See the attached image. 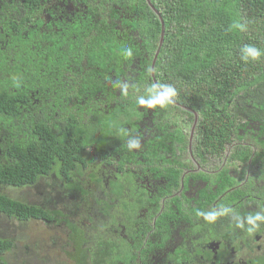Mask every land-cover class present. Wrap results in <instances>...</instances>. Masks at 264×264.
Segmentation results:
<instances>
[{
	"label": "flooded vegetation",
	"instance_id": "1",
	"mask_svg": "<svg viewBox=\"0 0 264 264\" xmlns=\"http://www.w3.org/2000/svg\"><path fill=\"white\" fill-rule=\"evenodd\" d=\"M92 2L89 10L88 0H31L28 5L0 0V14L23 19L24 27L34 29L38 61L48 59L44 41L63 43L67 24L90 21L69 48H54L62 49L54 54H65L63 66L77 69L68 78L53 72V80H66L72 92L74 125L87 124L93 114L108 121L118 109L126 112L124 128L112 125L97 141L88 137V162L72 177L50 168L35 184L19 188V195L51 213L34 218L38 226L32 236L44 237L34 241L39 242L35 253L43 254L49 236L62 259L48 258L46 264H264V221L252 231L247 222L250 215H264V75L226 101L236 132L208 150L198 143L199 110L180 102L185 98L171 96V102L149 106L172 88L157 83L154 57L160 49L152 54L148 46L151 18L144 11L135 15L121 0ZM111 31L116 44L124 45L122 54L100 66L94 52L105 55L108 49L90 46L89 36L102 40ZM38 91L31 90L30 108L42 103L45 94ZM56 95L54 90L48 100ZM61 101L66 104L64 97ZM6 138L0 131L1 161L11 160ZM7 193L15 194V188ZM209 212L223 214L213 222L199 215Z\"/></svg>",
	"mask_w": 264,
	"mask_h": 264
},
{
	"label": "trees",
	"instance_id": "2",
	"mask_svg": "<svg viewBox=\"0 0 264 264\" xmlns=\"http://www.w3.org/2000/svg\"><path fill=\"white\" fill-rule=\"evenodd\" d=\"M30 2L26 0L27 5ZM121 2L135 15L144 11L151 18L153 28L147 31L148 46L152 54L160 49L155 62L160 79L157 83L159 86L170 84L176 92L172 97L185 98L180 102L199 110L198 143L215 151L218 144L236 132V120L231 117L229 109L232 111V108L226 101L264 75V55L256 61L241 59L245 45L264 52V0H150L164 25L160 47L161 24L146 0ZM23 21L0 14V131L6 134L12 153L11 160H0V186L31 185L36 174L50 168L66 174V178L72 177L88 162V141L83 139L81 125H74L77 110L69 105L72 92L66 88V80H53V72H62L66 78L77 72L75 66H63L60 57L65 54H54L62 50L54 48H69L72 37L82 36L81 31L91 25L90 21L82 19V25L79 21L67 24L69 29L65 31L63 43L44 41L43 50L48 59L41 61L36 56L38 49L35 48L39 44L33 35L34 29L24 27ZM116 42L113 31L109 37L103 34L102 40L89 36V45L93 48L111 49ZM77 78L84 81L85 77ZM35 87L39 89L38 94H45L38 109L30 108L33 106L31 90ZM89 89L94 90L95 86L89 85ZM54 90L57 95L50 101L48 98ZM62 97L66 104L61 101ZM160 97L163 98L161 94ZM89 106L88 113L93 114L96 110L92 111V105ZM55 116L66 122L54 119ZM97 119L94 114L88 119V128H84L87 136L91 135L90 128ZM64 123L67 125L61 127ZM178 143H183L180 136ZM0 213L16 214L24 219L50 218L51 214L37 205L12 199L1 190ZM13 247V239L0 236V264H10L6 254Z\"/></svg>",
	"mask_w": 264,
	"mask_h": 264
},
{
	"label": "rangeland",
	"instance_id": "3",
	"mask_svg": "<svg viewBox=\"0 0 264 264\" xmlns=\"http://www.w3.org/2000/svg\"><path fill=\"white\" fill-rule=\"evenodd\" d=\"M90 2H92V0H88L89 10H90V5H89ZM123 47L124 45L122 44L113 45L111 49H108V54L101 55L98 51H96L94 52V57L100 60L99 63L100 66L103 65V62L112 63L118 58L120 54H122ZM96 49H101V48H96ZM121 109H118L120 113L118 111L117 113L115 112L114 118L112 120L106 121L107 118L97 115L99 119H97L95 124L90 128V132L93 136L95 135V132H97L98 135L94 136V138H91L90 140L97 141L99 137H102L104 139L103 137L104 134L112 130V128H110L112 127V125L115 126L117 129L124 128L123 126L125 125V123H127V121L125 120L126 112L122 113ZM127 110H128V105H127ZM129 110L130 113L134 111V109L131 106L129 107ZM78 120L79 119H77V122H79ZM81 127L83 131V137H84L83 139L88 140L89 136H87V134L84 133V130H86L84 128L85 127L88 128L87 124L84 123V125H82ZM5 190L9 191V189L7 188ZM20 191L24 192V190H20ZM16 193L19 194V189H16ZM19 198L20 200H24L26 196L19 195ZM33 228L35 227H33L32 223L28 222L27 227L22 226L19 229V221L16 224H14L4 214L0 213V236L11 238L13 239L14 242L13 249L6 254V259L10 262V264H46L45 260L48 258L51 259L53 257H57L58 259H62L61 258L62 255L57 252V249L56 250L53 249V244L51 243V239L49 236L45 238L43 254L35 253L36 249L38 248L39 242H37V244L35 245L34 241L43 239L44 237H40L37 235H34V237L31 236L30 235L32 234L31 230ZM47 239H49V241ZM31 252L34 253L32 254ZM57 261L55 262V264H64L60 260Z\"/></svg>",
	"mask_w": 264,
	"mask_h": 264
},
{
	"label": "clouds",
	"instance_id": "4",
	"mask_svg": "<svg viewBox=\"0 0 264 264\" xmlns=\"http://www.w3.org/2000/svg\"><path fill=\"white\" fill-rule=\"evenodd\" d=\"M236 27H239L241 29H243V25H236ZM242 56H241V59L244 60L245 62H248L249 60H252V61H256V60H259L260 57L262 55H264V52H262L261 50H259L258 48H256L255 46H252V45H245L243 48H242ZM176 95V92H175V89L174 88H171L169 87L168 88V91L167 93L164 94L163 98L161 99L159 96L154 98L153 100L155 101L154 103H149V106H155L156 104H161L163 105L164 103L166 102H170V97L171 96H174ZM140 103L142 102V99L139 101ZM130 147H138L137 144H132L130 145ZM48 171V170H47ZM47 171H44V172H47ZM43 173V172H41ZM40 174V173H39ZM39 174H36L35 176H38ZM36 180V179H35ZM35 184V183H33ZM31 184V185H33ZM31 185H28V186H31ZM5 186L7 189H12V188H15V191L16 189H19V188H25V187H28L27 185H24V186H14V185H11V184H8V185H3ZM1 187V186H0ZM5 188V189H6ZM3 189L1 191L2 194L12 198V199H15V200H19V201H22L24 203H27V204H34L36 205L34 202H32L31 198H24V200H20L19 198V194L18 193H15V194H8L7 191ZM40 207V206H39ZM3 214V213H2ZM223 213H216V212H209V213H199V215H203L204 218L209 221V222H213L216 220L217 216L218 215H221ZM10 221H12L14 224H16L18 221H19V224L21 223L20 221H23L24 218H20L18 217V215L16 214H13L12 216H7L6 214H4ZM257 221H264V215L260 214V213H257L256 215L252 216L250 215L248 218H247V222L249 225H251L252 227L249 228V231H252L255 227H257ZM242 226V225H241Z\"/></svg>",
	"mask_w": 264,
	"mask_h": 264
},
{
	"label": "crops",
	"instance_id": "5",
	"mask_svg": "<svg viewBox=\"0 0 264 264\" xmlns=\"http://www.w3.org/2000/svg\"><path fill=\"white\" fill-rule=\"evenodd\" d=\"M157 56V55H156ZM156 56L154 57V60L156 59ZM22 222L24 223H20L19 224V229L22 227V226H26L27 227V224L28 222L32 223L33 227H37L38 226V223H36L34 221V218H27V219H24ZM33 230L34 228L31 230V233H33ZM32 236V234H30Z\"/></svg>",
	"mask_w": 264,
	"mask_h": 264
},
{
	"label": "water",
	"instance_id": "6",
	"mask_svg": "<svg viewBox=\"0 0 264 264\" xmlns=\"http://www.w3.org/2000/svg\"><path fill=\"white\" fill-rule=\"evenodd\" d=\"M146 2L149 4L150 7H152L153 11L158 14L157 10L154 8V6L151 4L150 0H146ZM159 20H160V24H161V27H160V38H159V42L161 43L162 42V36H163V31H164V26H163V23L161 21V18L160 16L158 17ZM159 43V45H160Z\"/></svg>",
	"mask_w": 264,
	"mask_h": 264
}]
</instances>
